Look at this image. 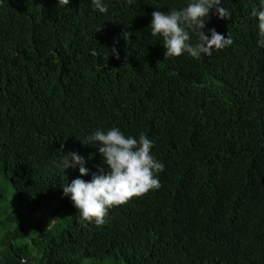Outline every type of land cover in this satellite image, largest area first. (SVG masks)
<instances>
[{
    "label": "trees",
    "instance_id": "1",
    "mask_svg": "<svg viewBox=\"0 0 264 264\" xmlns=\"http://www.w3.org/2000/svg\"><path fill=\"white\" fill-rule=\"evenodd\" d=\"M190 2L103 0L100 13L92 0H0V169L31 214L57 201L72 215L52 235L42 212L31 233L0 197V264H264V47L251 15L261 0H221L231 20L210 13L202 31L232 45L165 58L151 14ZM113 127L145 134L164 169L159 189L97 226L63 184L106 167L87 137ZM61 144L89 175L63 171Z\"/></svg>",
    "mask_w": 264,
    "mask_h": 264
},
{
    "label": "clouds",
    "instance_id": "2",
    "mask_svg": "<svg viewBox=\"0 0 264 264\" xmlns=\"http://www.w3.org/2000/svg\"><path fill=\"white\" fill-rule=\"evenodd\" d=\"M58 4L68 5L69 0H58ZM92 4L100 13H107L108 8L103 0H92ZM221 5V0H191L180 10L152 12L150 34L162 38L165 58L187 53L199 59L202 54L211 56L214 50L232 45L233 40L229 34L225 38L211 29L209 39L202 31L213 10L219 19L231 20V12ZM251 15L257 20V44L264 47V0H261L259 10L253 8ZM100 30L101 28L98 31ZM191 32H196L198 36L195 44L190 42ZM123 36L126 43L130 42V32L123 33ZM110 51L119 59L115 47ZM87 140L89 145L95 144L98 147L106 167L92 173L90 181L76 178L70 184H63L64 196L71 197L82 221L101 226L106 222L109 209L161 187L158 173L163 171L164 165L151 154L153 142L145 134L141 133L137 139L125 136L118 128L113 127L106 132L96 130ZM63 147L64 144H61L60 166L63 171L78 167L81 177L89 175L85 159L75 152L64 154ZM21 264H26V261L21 260Z\"/></svg>",
    "mask_w": 264,
    "mask_h": 264
},
{
    "label": "rangeland",
    "instance_id": "3",
    "mask_svg": "<svg viewBox=\"0 0 264 264\" xmlns=\"http://www.w3.org/2000/svg\"><path fill=\"white\" fill-rule=\"evenodd\" d=\"M0 197H1L2 205L4 207H7L13 213L17 212L20 215H23L24 220H26V222L28 223V227L31 233L35 232V229L37 228V224L42 217V212L47 211L49 214L51 213L52 215V219H53V229H52L53 232H51L52 235H55L59 231H61L72 217L71 211L64 206H61V204L57 201H54L51 205L46 206L41 211H38L35 214H31L28 211L26 205L20 199L17 198L11 184L5 180V177L1 169H0ZM37 236H39V234H37ZM2 237L3 236L0 235V239H2ZM30 238L31 237L27 239L30 240ZM83 264H87V263L85 262Z\"/></svg>",
    "mask_w": 264,
    "mask_h": 264
}]
</instances>
